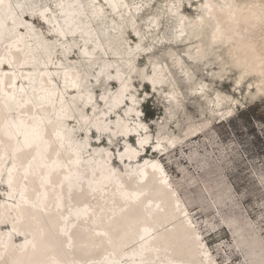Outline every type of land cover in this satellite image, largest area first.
Listing matches in <instances>:
<instances>
[{"label": "bare ground", "instance_id": "6f19581e", "mask_svg": "<svg viewBox=\"0 0 264 264\" xmlns=\"http://www.w3.org/2000/svg\"><path fill=\"white\" fill-rule=\"evenodd\" d=\"M142 2L152 0L0 5V264H218L158 157L201 128L190 123L176 136L151 118L153 136L129 87L137 78L154 95L163 92L166 113L175 114L182 102L165 57L211 117L231 115L237 103L209 93L187 63H217L209 72L216 81L233 71L234 89L252 79L248 93L257 99L264 94V0H193L194 16L176 0L146 17ZM161 16L171 19L162 34ZM156 44L169 47L160 59L149 51ZM180 44L183 58L172 48ZM73 51L79 57L68 61ZM140 55L145 67L137 66ZM108 83L116 90L96 97L93 86ZM113 138L116 151L109 150ZM247 237L246 253L264 264L260 239L250 230Z\"/></svg>", "mask_w": 264, "mask_h": 264}, {"label": "rangeland", "instance_id": "374dc122", "mask_svg": "<svg viewBox=\"0 0 264 264\" xmlns=\"http://www.w3.org/2000/svg\"><path fill=\"white\" fill-rule=\"evenodd\" d=\"M175 1L152 0L147 4L142 2L141 13L143 17L149 16L150 13L163 10L167 4ZM180 1L179 10L187 16H194L195 12L191 7L193 0ZM31 21L45 38H50L47 26L36 18ZM159 21V31L162 29V34L169 29L171 19L161 16ZM127 39L129 43L134 40L130 35H127ZM172 48L182 58L185 57L184 44L173 45ZM168 49L167 45L156 44L152 45L149 51L160 59ZM78 57V52L73 51L67 60L74 61ZM138 58L137 66L145 67V55ZM163 58L161 65L174 75L182 103L177 112L171 115L172 117L169 116L165 109V94L159 91L154 95L148 85L133 78L129 88L140 102L138 113L140 112L141 119L148 124L149 132L153 136L158 125L153 123L151 118H159V122L164 121L165 131L176 136H182L192 130L190 123L201 128L199 133H194V137H184L169 154L158 157L165 168L167 178L187 207L203 244L209 248L218 264H254L257 256L246 253L251 243L250 237L243 240V236L250 230L264 246V94L257 99L250 98L248 91H255L254 85L252 90L248 88L252 79L243 80L240 86L234 89L232 86L237 75L233 71L225 74L222 81L211 80L209 72L217 70V63L199 66L187 63L195 79H202L209 84V93L218 91L228 96V102L231 103L233 98V102L237 103V106L233 105L231 115L222 118L211 117L205 106H200V102L191 95L182 76L175 72L171 61ZM108 84L104 87L94 85L95 96H99L102 88L116 90L115 84ZM97 108L101 109L102 105L97 103ZM166 116L169 118L165 119ZM89 141L90 147L96 146L93 137H90ZM129 141L131 144L135 143L133 138ZM116 145L119 146V140L113 138L109 150L116 151ZM147 155H150L149 151ZM113 164L116 165L115 162ZM3 192L4 189L0 187V199Z\"/></svg>", "mask_w": 264, "mask_h": 264}, {"label": "snow or ice", "instance_id": "6c2138e0", "mask_svg": "<svg viewBox=\"0 0 264 264\" xmlns=\"http://www.w3.org/2000/svg\"><path fill=\"white\" fill-rule=\"evenodd\" d=\"M4 0H0V5H3ZM205 7H207V5H205ZM9 8H11V5H9ZM103 99V97H101Z\"/></svg>", "mask_w": 264, "mask_h": 264}]
</instances>
